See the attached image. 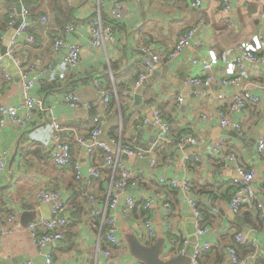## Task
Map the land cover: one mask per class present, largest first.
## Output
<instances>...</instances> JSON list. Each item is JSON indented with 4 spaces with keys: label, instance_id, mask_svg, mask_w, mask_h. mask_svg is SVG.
<instances>
[{
    "label": "crops",
    "instance_id": "crops-1",
    "mask_svg": "<svg viewBox=\"0 0 264 264\" xmlns=\"http://www.w3.org/2000/svg\"><path fill=\"white\" fill-rule=\"evenodd\" d=\"M121 1L122 18L113 20L109 15L110 0H20L33 15H48V28L38 25L30 30L35 43L29 53L32 58H39L50 66L52 72L41 88L35 86L32 91L33 96L42 99L44 109L35 110L34 118L24 129L11 123L0 129V152L7 153L6 170L0 175V209L3 210L5 204L12 205L25 225L30 219L50 215L49 205L42 207L36 201L34 194L37 190L50 189L60 194L66 202L61 215L68 220V226L64 239L53 247L54 264L106 263L98 250L100 217L90 215L85 196L95 194L100 206L104 207L115 177L110 171L99 179L89 177V167L102 164L103 152L97 148L87 151L76 144V136L87 135L97 118L102 130L99 137L108 141L113 139L115 149L128 144L148 150L156 137L150 102H154L170 124L172 140L186 133L208 142L222 139V148L226 152H234L239 163L255 170L253 186L257 197L264 203V158L258 157L255 152L257 138L264 132V62H245L243 70H238L234 62L240 55L236 48L238 45L243 44L257 51L258 36L264 39V0H239L233 12V27L215 26L218 0H208L200 10L192 7L190 0H173L171 3L164 0ZM12 7H16L14 1L0 0V51L6 33L11 31H5L4 26L7 12ZM198 17L204 18L198 37L206 46L199 50L190 47L177 59L168 61L166 56L178 35ZM95 20H100L112 33V37L98 48L90 43ZM71 25L75 31L62 32ZM59 34L67 42L81 46L79 62L72 71L66 70L61 54L51 49L53 39ZM19 41L21 43L23 39L19 38ZM147 43L161 52L162 59L145 80L148 84L140 85L142 97L136 102L133 95L138 90H133V82L138 71L143 69L138 47ZM208 48L214 49L218 58L211 72L216 80L209 86L188 84L187 77H197L201 73L200 66L193 64L192 58H206ZM60 72H64L63 79L57 75ZM238 75L241 78L237 84L219 83L222 78L230 79ZM93 76L100 78L110 94L108 105L95 92L91 83ZM172 79L181 83L178 85ZM241 88H249L261 101L231 115V119L239 124L240 132L221 128L216 116L220 102L216 100L215 93L230 95ZM67 92L77 95L82 104L68 106L63 101ZM179 94L183 95L181 103L176 101ZM20 100L17 72L12 74L9 82L0 75V101L16 105ZM50 112L63 128L60 132L62 139L72 147V160L80 164L82 178L78 181L75 180L72 163L57 166L48 156L52 133L51 122L47 118ZM185 151L200 157L198 161L192 157L186 168L181 162V152L172 144L156 147L144 158L124 153L118 155V159L134 172L139 190L133 193L136 201L132 211L124 208L127 192L119 193L115 210L116 236L122 245L113 247L111 264H144L132 252L133 245L137 243L146 248L163 243L160 258L171 259L175 256L169 238L188 236L194 217L183 195L161 186L158 182L160 177L186 178L191 182L198 204L201 208L204 206L211 217V220H206L211 230L198 242L216 244L212 249H218L222 256L218 264H231L222 249L232 240L226 230L229 223L236 229L248 231L257 239L260 244L258 256L264 258V227L254 220V207L248 206L238 213L244 219L242 226L230 220L232 189H228L231 185L226 181L234 174V163L211 156L202 145H189ZM151 158H155V165L150 163ZM155 193H162V197L149 210L143 209V196L151 197ZM164 203L171 207L169 215ZM212 204L219 215L211 212ZM246 213L251 214L249 220L253 222L246 219ZM168 216L173 232L166 228L165 219ZM144 218L153 221L155 233L150 241L143 238ZM28 262L44 264L43 257L37 255L32 246L28 230L19 228L0 238V264ZM248 264H253V259H249Z\"/></svg>",
    "mask_w": 264,
    "mask_h": 264
},
{
    "label": "built area",
    "instance_id": "built-area-1",
    "mask_svg": "<svg viewBox=\"0 0 264 264\" xmlns=\"http://www.w3.org/2000/svg\"><path fill=\"white\" fill-rule=\"evenodd\" d=\"M109 15L111 19L118 20L122 18L123 6L121 0H110ZM171 3L173 0H164ZM192 7L197 9L204 8L208 0H190ZM233 1V2H232ZM239 0H219L217 9L216 23L222 26L233 27L235 19L233 12L236 11ZM7 22L4 30L8 31L14 28V34L8 41L5 54L0 51V75L9 82L12 79V73L8 68V63L4 61V55L13 62L16 69L18 82L21 87V100L19 104L2 103L0 101V129L7 123L14 124L20 129H24L26 125L34 118L35 110H43L44 105L41 98L33 96L32 91L35 86L39 88L44 84L47 76L52 72L50 66L45 64L39 58H32L29 51L35 43L34 34L30 31L32 28L41 25L44 29L48 28V15H33L29 9L21 5L18 13L16 7H12L7 12ZM18 25L15 27L16 22ZM204 25V18L198 17L190 26L178 35L173 43L172 49L167 54V60L173 61L177 59L185 50L192 47L194 50H199L206 46V43L198 37ZM75 31L74 26H67L62 32ZM112 37V33L108 28H105L100 20H95L91 29L90 43L93 47H101L105 41ZM19 38L23 41L20 43ZM258 49L254 51L243 44L236 48L240 52L234 60L238 70H243L245 62L247 63H263L264 62V39L258 36ZM51 49L55 53L61 54V58L65 64L67 71H72L76 68L81 46L75 43H69L61 34L53 39ZM206 58L200 60L193 57L192 63L200 66V76L187 77L186 82L193 86H209L215 81L212 69L217 64L218 58L216 52L212 48L206 51ZM139 59L142 63V70L138 71L133 82V90L139 89L140 85L148 78L151 71L161 62V52L147 43L138 47ZM60 79L64 78V72L57 73ZM240 75L230 79L222 78L219 80L221 84H237L240 80ZM91 83L95 88V92L102 98L105 105L111 101L110 94L106 90L100 78L93 76ZM215 98L218 100L216 116L221 128L233 129L240 132L238 123L231 119V115L235 112L245 110L249 105H258L260 97L255 95L249 88H241L230 95L224 92L215 93ZM63 101L70 107H77L82 104L80 98L72 92L64 93ZM176 101L181 103L183 95L179 94ZM152 108V121L156 130V137L150 149H142L128 144L119 145L116 149L113 147L115 141L104 140L99 137L102 130L98 125V119H94L96 125L85 136H76L75 142L77 145L86 148L87 151L101 149L102 164H95L89 167L88 175L92 179H99L107 172H113L114 184L107 194V204L104 207L100 206V200L95 194L89 193L85 196L88 212L90 215L100 217V241L98 250L105 258V264H111L113 247H120L122 243L118 240L116 232L118 230L116 223L115 210L119 201V193L127 192L124 198V208L132 211L135 207V197L133 193L139 190L138 180L125 163L118 159L120 153L129 156L144 158L152 152V149L167 144H172L181 152V162L186 168L189 160L194 157L196 161L200 159L199 155L192 156L186 152V147L189 145H202L207 153L211 156L234 163V174L230 177L227 183L233 187L229 199V208L232 213L238 214L248 206H253L255 214L261 219L264 226V203L259 200L256 195L253 181L256 173L253 168H246L239 163L234 152H226L223 149V140L208 142L202 138H197L191 133H186L176 140L170 137V124L162 117L159 109L154 106V102H150ZM51 122L52 133L49 138L48 156L50 160L57 166H65L72 163L75 180L82 178L80 164L78 161L72 160V147L70 143L63 140L60 132L63 130L60 122L50 112L47 116ZM256 155L264 158V132L257 138L255 146ZM6 152H0V175L6 170ZM150 163L155 165V158H151ZM158 182L161 186L171 188L184 197L185 203L188 205L194 217V235L195 242L193 253L191 255V264H201L199 257L206 251L215 247L211 242H198L202 235H206L211 228L206 224L205 215L194 196V190L191 182L186 178L177 177H160ZM34 197L40 203H47L50 209L49 218H34L30 219L27 224H22L18 212L10 204H5L3 210L0 209V238L4 235L11 234L19 228H25L31 236L32 246L37 255L43 257L44 264H54L52 252L53 247L62 241L65 237V232L68 226V220L61 215V212L66 207V202L57 191L50 189H39L35 192ZM162 197V193H155V196H143V209L149 210L153 203L157 202ZM166 213L169 215L171 207L164 203ZM211 212L219 215L217 208L210 205ZM169 216L166 217V228L173 232L172 226L169 223ZM144 233L143 238L150 241L154 237L153 221L151 218L143 219ZM226 230L231 234L233 241L239 245H245L252 248V251L245 256L238 254V248L235 245L225 247V255L227 261L231 264H248L249 259H254L260 249L258 240L252 237L249 232L237 231L235 226L229 223ZM169 243L172 246L173 256H180L184 252V246L187 245V236L183 238L170 237ZM30 264V262H28Z\"/></svg>",
    "mask_w": 264,
    "mask_h": 264
},
{
    "label": "water",
    "instance_id": "water-1",
    "mask_svg": "<svg viewBox=\"0 0 264 264\" xmlns=\"http://www.w3.org/2000/svg\"><path fill=\"white\" fill-rule=\"evenodd\" d=\"M16 3V10L19 13L20 12V8H21V2L20 0H12ZM72 1V0H70ZM19 20L16 22L15 27L18 25ZM14 34V28L11 29V31L7 32L5 35V40L3 42V45L1 47V53L5 54L6 51V46L8 44V41L10 40V38L13 36ZM4 61L7 63H9V70L11 71V73L13 75L16 74V70L13 66V62L11 60L8 59V57L6 55H4ZM173 82H175L176 84H180V80H176V79H172ZM150 82V80H149ZM148 84L147 81L143 82V85ZM137 91V90H136ZM134 99L137 102L138 99H140L142 97V93L141 90L138 89L137 92L134 93ZM234 133V132H233ZM235 134V133H234ZM41 206H48L47 203H41ZM43 209V208H42ZM51 215H44L43 218H49ZM234 224H236L237 226H242L244 224V219L241 215L232 213L231 215V219H230ZM194 225L191 226L190 229H188V243L184 248V252L182 255L180 256H175L171 259L168 260H163L162 258H160V254L162 252V245L163 243L157 246H153L150 248H146V247H142L140 246L138 243L134 244L132 252L133 254L140 259L142 262H144V264H190L191 263V255L193 253V247H194V242L196 240L195 235H194Z\"/></svg>",
    "mask_w": 264,
    "mask_h": 264
},
{
    "label": "trees",
    "instance_id": "trees-1",
    "mask_svg": "<svg viewBox=\"0 0 264 264\" xmlns=\"http://www.w3.org/2000/svg\"><path fill=\"white\" fill-rule=\"evenodd\" d=\"M219 1V0H218ZM218 5H219V3H218ZM25 6V5H24ZM29 9V8H28ZM29 11L31 12V10L29 9ZM32 13V12H31ZM33 14V13H32ZM216 27H220V26H222V25H220V24H216L215 25ZM96 125V124H95ZM94 125V126H95ZM94 126L93 127H91V128H89L90 130L92 129V128H94ZM228 189H232V191H233V187L231 186V187H229ZM231 196V195H230ZM211 198V197H210ZM212 199V198H211ZM230 199V198H229ZM199 206H200V204H199ZM201 210H202V212L204 213V215H205V220H211L210 218V216H208L207 215V211H205V208H204V206H202V208H201ZM256 211V209L254 208V212ZM246 214H248V213H246ZM246 216V219H250V218H252L251 217V214H248V215H245ZM254 218V220L257 222L258 221V223H259V226L261 227H264L263 226V224H262V221H261V219L256 215L255 217H253ZM250 222H253V221H251V220H249ZM237 231H241V230H239L238 228H237ZM231 243L230 244H227V245H225V246H222V249H223V252L225 251V247L226 246H232V245H235V243H234V241H233V238H232V236H231ZM235 247H237L238 248V254L239 255H241V256H245V255H247L248 253H250L251 251H252V248H250V247H248V246H245V245H239V244H236L235 245ZM214 248V247H213ZM221 258H222V256H221V254H220V252H218V249H210V250H208V251H206L205 253H203L198 259H199V262L201 263V264H218L220 261H221ZM253 264H264V258H262V257H259L258 255L253 259Z\"/></svg>",
    "mask_w": 264,
    "mask_h": 264
}]
</instances>
